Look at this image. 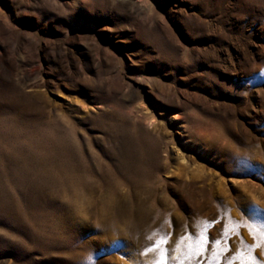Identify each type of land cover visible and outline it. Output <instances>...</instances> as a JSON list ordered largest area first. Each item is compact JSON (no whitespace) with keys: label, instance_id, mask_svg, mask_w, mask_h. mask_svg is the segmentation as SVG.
<instances>
[{"label":"rangeland","instance_id":"obj_1","mask_svg":"<svg viewBox=\"0 0 264 264\" xmlns=\"http://www.w3.org/2000/svg\"><path fill=\"white\" fill-rule=\"evenodd\" d=\"M262 224L264 0H0V264H264Z\"/></svg>","mask_w":264,"mask_h":264},{"label":"snow or ice","instance_id":"obj_2","mask_svg":"<svg viewBox=\"0 0 264 264\" xmlns=\"http://www.w3.org/2000/svg\"><path fill=\"white\" fill-rule=\"evenodd\" d=\"M215 223V221L211 222ZM235 227H239V225H235ZM259 236L262 241H264V224L258 226ZM229 235V228L225 225L223 230V236L225 240ZM188 241V244L185 250L181 251L179 256H170L169 250L167 248L168 237L167 234L155 240L153 244L149 247H146L142 254H147L148 252L155 251L157 253V258L153 261V264H172L175 261V264H189L190 261L195 258L199 261L202 257H205L207 254V247L211 243L214 246H221L222 241L220 239H215L214 241L208 237L205 231H201L195 235L188 234L186 236L180 237L177 242L176 249L173 251L179 250L181 248V242ZM118 243V242H114ZM247 251H238L236 256L228 261V264H233L235 259H239L240 264H260V261L253 254V248L255 246H246ZM226 247H220L219 251L213 252V264H222L221 255L226 252Z\"/></svg>","mask_w":264,"mask_h":264}]
</instances>
